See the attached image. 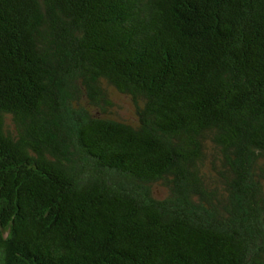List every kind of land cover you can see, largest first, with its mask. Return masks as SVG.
<instances>
[{"label":"trees","instance_id":"16d2710c","mask_svg":"<svg viewBox=\"0 0 264 264\" xmlns=\"http://www.w3.org/2000/svg\"><path fill=\"white\" fill-rule=\"evenodd\" d=\"M0 264H264V0H0Z\"/></svg>","mask_w":264,"mask_h":264},{"label":"rangeland","instance_id":"374dc122","mask_svg":"<svg viewBox=\"0 0 264 264\" xmlns=\"http://www.w3.org/2000/svg\"><path fill=\"white\" fill-rule=\"evenodd\" d=\"M119 101V115L123 117H130L131 116V105L128 103V100L124 97H118Z\"/></svg>","mask_w":264,"mask_h":264}]
</instances>
